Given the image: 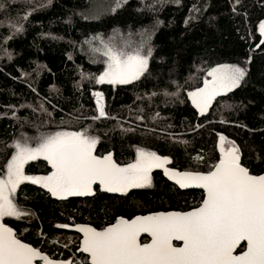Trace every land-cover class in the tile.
I'll return each instance as SVG.
<instances>
[{
    "label": "trees",
    "instance_id": "obj_1",
    "mask_svg": "<svg viewBox=\"0 0 264 264\" xmlns=\"http://www.w3.org/2000/svg\"><path fill=\"white\" fill-rule=\"evenodd\" d=\"M0 5V177L15 142L58 131L98 137L95 154L111 153L121 166L143 149L168 157L170 170L201 173L220 158L226 141L239 149L250 174H264V34L258 32L264 0H0ZM105 43L142 54L150 48L147 71L130 84L97 83L107 67ZM228 64L245 69V76L198 116L187 93L204 86L211 68ZM95 92L102 93L107 113L100 119H93ZM48 170L42 158L24 165L28 176ZM150 176V187L66 200L22 181L13 200L29 217L5 223L22 241L45 248L61 241L59 225L71 220L98 225L200 195L177 190L160 171Z\"/></svg>",
    "mask_w": 264,
    "mask_h": 264
},
{
    "label": "snow or ice",
    "instance_id": "obj_2",
    "mask_svg": "<svg viewBox=\"0 0 264 264\" xmlns=\"http://www.w3.org/2000/svg\"><path fill=\"white\" fill-rule=\"evenodd\" d=\"M260 30L264 34V24ZM150 54V48L142 54L139 49L125 51L105 43L107 67L96 78L97 83L120 85L138 80L147 71ZM245 74V69L238 66L213 68L208 72L211 80L206 79L202 88L188 96L203 115L218 95L238 87ZM93 95L98 112L93 119L106 117L102 93ZM220 140L225 138L221 136ZM98 142V137L86 131H58L42 137L35 147L15 142L6 176L0 177V220L6 216L20 218L21 211L12 194L22 181L41 184L53 196L64 199L92 195L95 184L106 192L126 193L150 185L152 169L163 168L181 188L204 189L207 195L202 204L184 213H160L132 220L121 217L101 230L77 226L83 233L80 250L90 257L89 264H264V175H252L241 165L238 148L225 149L221 144L222 158L213 170L192 173L170 171L165 167L171 162L168 157L143 149H137L134 162L121 166L111 153L102 157L94 154ZM38 157L51 165V174L25 175L24 165ZM141 233L150 235L151 242L140 243ZM174 240L182 241V246H174ZM241 242H246V250L234 255ZM37 260L71 264L53 261L0 223V264H35Z\"/></svg>",
    "mask_w": 264,
    "mask_h": 264
},
{
    "label": "flooded vegetation",
    "instance_id": "obj_3",
    "mask_svg": "<svg viewBox=\"0 0 264 264\" xmlns=\"http://www.w3.org/2000/svg\"><path fill=\"white\" fill-rule=\"evenodd\" d=\"M95 155H97V154H95ZM47 165H48L49 170H48V172L46 174H44L42 176L50 175L51 171H53V169L49 167L50 164L48 162H47ZM165 167L168 168L167 165H165ZM153 171H160L161 173H164L163 172L164 171L163 168H157V169H155ZM151 173H150V175H151ZM34 177H39V176H34ZM150 185H151V183H150ZM150 185L145 186V187H139V188L150 187ZM172 186L175 187L174 185H172ZM43 189H45V188H43ZM177 190H179V189H177ZM182 191H187V190H182ZM196 191H198V190H196ZM96 192L105 193V194H117L118 193V192H106V191L103 190L102 187H100L99 185L96 184L93 187V194L92 195H87V196H68V197H66L64 199H61V198H59L57 196H55V197L57 199H60V200H66L68 198H76V199H79V198H92V197L95 196ZM203 198H204V196L202 195L201 192H200V195H195V196H193V195L192 196L185 195L183 197L181 196V198H179V199H181V203L179 205L175 206V207L169 206L167 204H163L161 206L152 208L150 210H146L144 212L135 213V214H133V215H131L129 217L116 216L112 221L103 222V223H100L98 225H94V224H92L90 222H86V223H81V222H76V221L74 222L72 220L69 223H64L62 225H68V226H73V225H77V224H79V225H88L90 227L96 228L97 230H101V229H103V228H105L107 226H110V225L116 223L117 219L121 218V217L124 218V219H127V220H132V219H134L136 217H143V216H149V215L160 214V213L168 214V213H184V212L192 211L193 209H195V208H197V207H199L201 205ZM6 219L10 220V221H12V219L15 220L14 217H4L0 221L2 223H4L5 225H7L5 223ZM8 227L11 228L10 226H8ZM11 229L15 232V230L13 228H11ZM59 229L64 234V236L61 235V236L58 237L61 241L51 240L50 243L47 244L46 245L47 247H45V248L34 247L32 245L31 246L36 248V249H38L39 251H41L42 254L47 255L53 261L71 262V264H89L88 261H89L90 257L87 256V255L82 254L81 252H78L81 235L77 234V233H74V232H71V231H68L64 227H59ZM15 234H16V232H15ZM16 237L19 240H21L17 235H16ZM70 237H71V239H69ZM138 239H139V242L142 243V244L151 242V236L148 235L147 233H141ZM22 242H24V241H22ZM24 243H26V242H24ZM182 243H183L182 241H176V240L173 241V245L174 246H182ZM26 244H28V243H26ZM28 245H30V244H28ZM243 250H244V243H241V245L238 246L237 249L235 250L234 255L241 254V252ZM37 263L40 264L41 262H37Z\"/></svg>",
    "mask_w": 264,
    "mask_h": 264
},
{
    "label": "water",
    "instance_id": "obj_4",
    "mask_svg": "<svg viewBox=\"0 0 264 264\" xmlns=\"http://www.w3.org/2000/svg\"><path fill=\"white\" fill-rule=\"evenodd\" d=\"M188 99H189V102H190V104H191V106L193 107V109H194V111L196 112V114L198 115V116H201V114H200V112H199V110L193 105V103H192V101H191V99H190V97L188 96ZM228 148H232V147H228ZM104 156V155H103ZM102 157V156H101ZM113 158V157H112ZM222 158V154H220V158L212 165V167L210 168V170L209 171H211V170H213V167H214V165H216L217 163H219V160ZM114 160V159H113ZM49 167L51 168V165H49ZM155 169H157V168H153L152 169V171L153 170H155ZM170 170V169H169ZM151 171V172H152ZM171 171V170H170ZM209 171H207V172H203V173H208ZM52 172V171H51ZM164 172V171H163ZM180 172H192V171H180ZM192 173H201V172H192ZM163 175H164V177L167 179V181L170 183V184H172V185H174L177 189H179V190H198V191H200L201 193H202V195L204 196V198H203V200L206 198V191L204 190V189H202V188H198V187H186V188H181L180 187V185L179 184H177L176 183V181L175 180H173V179H170L169 178V176L168 175H166L165 174V172L163 173ZM257 175H264V174H257ZM96 185V184H95ZM98 185V184H97ZM100 186V185H99ZM93 187H94V185H93ZM100 187H102V186H100ZM202 200V201H203ZM202 204V203H201ZM0 223H2L1 221H0ZM2 224H4V223H2ZM115 224V223H114ZM5 225V224H4ZM6 227H8L7 225H5ZM77 226H88V225H79V224H77V225H73V226H68V227H66L65 229L66 230H68V231H71V232H74V233H77V234H80L81 235V239H80V244H79V249H78V252H81L82 254H84V255H87L88 256V254L87 253H84V252H82L80 249L82 248V241H83V233L82 232H79L78 230H77ZM13 231V230H12ZM14 232V231H13ZM15 233V232H14ZM24 243V242H23ZM241 243H244V250H246V242H241ZM31 246V245H30ZM34 248V247H33ZM243 250V251H244ZM242 251V252H243ZM241 252V253H242ZM37 262H41L40 264H44V262L43 261H41V260H37V261H35V264H38ZM56 262H63V261H56ZM88 262H90V259H89V261Z\"/></svg>",
    "mask_w": 264,
    "mask_h": 264
},
{
    "label": "rangeland",
    "instance_id": "obj_5",
    "mask_svg": "<svg viewBox=\"0 0 264 264\" xmlns=\"http://www.w3.org/2000/svg\"><path fill=\"white\" fill-rule=\"evenodd\" d=\"M261 24H264V21H262L260 24H259V26H258V32H259V34H262L261 33V30H260V26H261ZM229 65V64H228ZM220 66H222V65H220ZM229 66H237V65H229ZM216 67H219V66H215V67H213V68H216ZM239 67V66H238ZM213 68H211L209 71H211ZM106 70V69H105ZM104 70V71H105ZM103 71V72H104ZM208 71V72H209ZM208 72L206 73V77H205V79H204V81L207 79V80H211V77L210 76H208ZM191 92V91H190ZM188 94V93H187ZM102 104H103V99H102ZM43 136H36V138H33V137H28L27 136V138H25L24 140H22L23 141V143H28L31 147H35L38 143H39V141H40V139L42 138ZM223 147L226 149V148H228V147H231V145L229 144V142H224L223 143ZM15 154V150H14V153H13V155ZM12 157V156H11ZM38 158H42L43 159V157H38ZM11 159V158H10ZM37 159V158H36ZM36 159H34V160H36ZM34 160H29V161H34ZM28 161V162H29ZM27 162V163H28ZM6 172H7V168H6V171H5V174H4V176H6ZM34 177V176H33ZM23 182H31V181H23ZM38 184V183H37ZM40 186H42L41 184H39ZM44 188V187H43ZM46 189V188H45ZM47 190V189H46ZM49 192V191H48ZM50 193V192H49ZM51 194V193H50ZM13 195H14V193L12 194V199H13ZM13 202H14V200H13ZM18 207V206H17ZM18 209L21 211V216H20V218H16V217H14L15 219H17V220H26L28 217H29V214L25 211V210H23L22 208H20V207H18ZM6 217H8V216H6ZM67 239V238H66ZM69 239H71V237L69 238ZM55 240H57V239H55Z\"/></svg>",
    "mask_w": 264,
    "mask_h": 264
},
{
    "label": "bare ground",
    "instance_id": "obj_6",
    "mask_svg": "<svg viewBox=\"0 0 264 264\" xmlns=\"http://www.w3.org/2000/svg\"><path fill=\"white\" fill-rule=\"evenodd\" d=\"M94 98H95V103H96V97L94 96ZM101 103H102V101H101ZM96 106H97V103H96Z\"/></svg>",
    "mask_w": 264,
    "mask_h": 264
}]
</instances>
